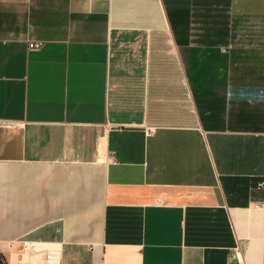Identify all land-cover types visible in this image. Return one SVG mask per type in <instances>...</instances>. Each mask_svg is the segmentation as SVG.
Listing matches in <instances>:
<instances>
[{
	"label": "crops",
	"instance_id": "crops-1",
	"mask_svg": "<svg viewBox=\"0 0 264 264\" xmlns=\"http://www.w3.org/2000/svg\"><path fill=\"white\" fill-rule=\"evenodd\" d=\"M0 264H264V0H0Z\"/></svg>",
	"mask_w": 264,
	"mask_h": 264
},
{
	"label": "built area",
	"instance_id": "built-area-1",
	"mask_svg": "<svg viewBox=\"0 0 264 264\" xmlns=\"http://www.w3.org/2000/svg\"><path fill=\"white\" fill-rule=\"evenodd\" d=\"M43 42L40 41H30L29 42V49L30 50H38L43 46Z\"/></svg>",
	"mask_w": 264,
	"mask_h": 264
}]
</instances>
